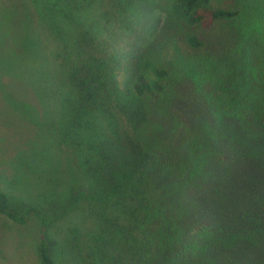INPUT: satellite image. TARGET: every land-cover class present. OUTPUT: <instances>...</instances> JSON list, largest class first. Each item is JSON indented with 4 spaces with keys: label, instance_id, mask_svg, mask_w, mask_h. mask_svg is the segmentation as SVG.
<instances>
[{
    "label": "trees",
    "instance_id": "1",
    "mask_svg": "<svg viewBox=\"0 0 264 264\" xmlns=\"http://www.w3.org/2000/svg\"><path fill=\"white\" fill-rule=\"evenodd\" d=\"M23 4L49 99L27 83L39 178L0 216L38 220L41 263L264 264V0Z\"/></svg>",
    "mask_w": 264,
    "mask_h": 264
},
{
    "label": "rangeland",
    "instance_id": "2",
    "mask_svg": "<svg viewBox=\"0 0 264 264\" xmlns=\"http://www.w3.org/2000/svg\"><path fill=\"white\" fill-rule=\"evenodd\" d=\"M25 0H0V188H6L13 194H19L22 185L15 178H19L24 186H30L39 178L35 172L30 176L21 177L15 172L17 153L29 148L40 138L38 125L21 114L23 102L27 100L35 103L28 82L36 83L41 95L48 100L44 85L40 80L44 78L42 72L51 67L45 61L29 64L30 59L22 47L30 42L41 51L46 49L48 41L42 32L28 35L25 22ZM98 6L92 9L89 16L94 20L100 14ZM14 12V13H13ZM12 13L14 16H12ZM11 16V17H10ZM90 20V21H91ZM147 43V42H144ZM15 103V105H14ZM17 105V106H16ZM35 105V104H34ZM33 107V106H32ZM53 102L47 101L45 119L50 122L58 112H53ZM43 113L42 108L37 109ZM56 110L58 106L56 105ZM35 112V111H34ZM36 113V112H35ZM30 170V169H29ZM16 175V176H15ZM28 191V188H24ZM24 198L30 197L22 191ZM62 223L54 227L53 232L63 234ZM52 237H57L53 235ZM39 222L32 218L25 225L9 223L0 216V264H42L38 253ZM56 255V262L61 264V257ZM70 264V263H69Z\"/></svg>",
    "mask_w": 264,
    "mask_h": 264
}]
</instances>
